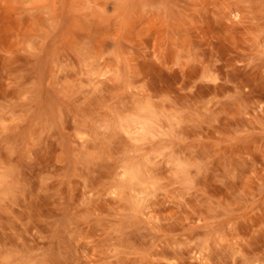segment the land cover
Masks as SVG:
<instances>
[{"label": "rangeland", "instance_id": "374dc122", "mask_svg": "<svg viewBox=\"0 0 264 264\" xmlns=\"http://www.w3.org/2000/svg\"><path fill=\"white\" fill-rule=\"evenodd\" d=\"M0 264H264V0H0Z\"/></svg>", "mask_w": 264, "mask_h": 264}]
</instances>
